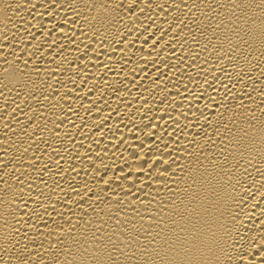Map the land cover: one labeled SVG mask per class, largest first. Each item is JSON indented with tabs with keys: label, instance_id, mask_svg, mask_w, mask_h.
Wrapping results in <instances>:
<instances>
[{
	"label": "bare ground",
	"instance_id": "1",
	"mask_svg": "<svg viewBox=\"0 0 264 264\" xmlns=\"http://www.w3.org/2000/svg\"><path fill=\"white\" fill-rule=\"evenodd\" d=\"M0 264H264V0H0Z\"/></svg>",
	"mask_w": 264,
	"mask_h": 264
},
{
	"label": "rangeland",
	"instance_id": "2",
	"mask_svg": "<svg viewBox=\"0 0 264 264\" xmlns=\"http://www.w3.org/2000/svg\"><path fill=\"white\" fill-rule=\"evenodd\" d=\"M10 80H11V79H10ZM10 80H9V81H10Z\"/></svg>",
	"mask_w": 264,
	"mask_h": 264
}]
</instances>
